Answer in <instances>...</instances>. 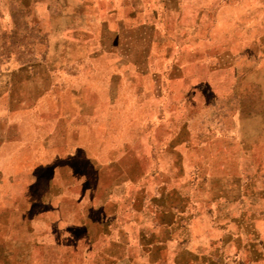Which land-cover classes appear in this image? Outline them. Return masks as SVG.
Listing matches in <instances>:
<instances>
[{
    "label": "rangeland",
    "instance_id": "rangeland-1",
    "mask_svg": "<svg viewBox=\"0 0 264 264\" xmlns=\"http://www.w3.org/2000/svg\"><path fill=\"white\" fill-rule=\"evenodd\" d=\"M98 2L0 0L1 256L17 238L28 249L34 250L37 242L39 264L88 263L78 254L94 246L82 238L97 235L102 218L98 209L88 206L96 201L98 164L122 159L126 149L135 159L116 162L114 171L133 174L134 183L117 190L120 201L141 188L159 186L165 182L162 174L170 177L178 171L184 174V185L191 181L194 186L196 172L207 170L227 175L232 186L240 180L241 185L264 190V82L262 89L246 83L241 92L225 98L205 94L185 103L177 95V112L161 113V105L151 110L153 116L146 114L143 106L149 101L136 93L132 75L138 68L129 63L124 42L128 30L135 31L134 23L141 20L126 17L127 11L123 17L109 18L108 28L115 22L122 32L118 38L124 41L104 33L101 49ZM121 45L123 50L112 49ZM11 91L25 105L10 109ZM239 109L241 115L225 113ZM159 117L186 124L191 131L184 134L213 136L215 152L222 145L226 153L236 154L222 162L217 155L205 156L184 143V160L175 163ZM236 123L240 131L233 129ZM209 158L211 162L200 161ZM72 191L75 202L65 199ZM86 206L92 223L87 231L62 226L63 217L72 222L82 218L79 210ZM34 218L37 221L31 225ZM66 252L69 259L63 258Z\"/></svg>",
    "mask_w": 264,
    "mask_h": 264
},
{
    "label": "crops",
    "instance_id": "crops-1",
    "mask_svg": "<svg viewBox=\"0 0 264 264\" xmlns=\"http://www.w3.org/2000/svg\"><path fill=\"white\" fill-rule=\"evenodd\" d=\"M98 1L101 49L105 34L117 38L122 34L115 22L108 28L109 18L123 17L121 13L127 11L126 17L141 20L134 23L135 31L128 30L125 41L117 40L126 42L128 61L138 68L132 83L136 93L149 101L143 106L146 114L153 116L151 110L161 105V113L177 112V95L186 103L205 94L225 98L230 92H241L246 83L263 88L264 0ZM102 3L109 5L103 8ZM112 49L123 50V46ZM8 97L14 99L10 109L25 105L16 101V92ZM225 113L241 115V109ZM158 119V126L168 132L164 141L169 142L166 148L174 153L175 163L184 160V143L205 156L217 155L222 162L231 161L226 156L236 154L226 153L222 145L215 152V138L209 134L203 139L198 134H184L191 130L177 119ZM233 129L240 131V124ZM134 159L126 149L122 159L98 164L96 201L88 206L98 209L102 218H98V234L82 238L94 244L78 254L79 259L89 260L84 264H264L263 188L241 185L240 180L232 186L227 175L207 170L196 172L194 186L191 181L184 185V174L178 171L170 177L162 174L165 182L159 186L141 188L120 201L117 190L133 182V174L114 171L115 164ZM68 187L78 189L77 185ZM72 193L65 199L75 202ZM87 209L79 210L82 218L77 222L63 217L62 226L87 231L92 226ZM35 221L37 218L29 220L31 225ZM30 239L32 244L33 234ZM13 246L4 256L0 254V264H39L37 242L33 250L15 238ZM70 257L69 252L63 256Z\"/></svg>",
    "mask_w": 264,
    "mask_h": 264
}]
</instances>
